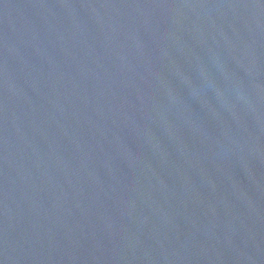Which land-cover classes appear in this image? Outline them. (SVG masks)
<instances>
[{
    "label": "water",
    "instance_id": "water-1",
    "mask_svg": "<svg viewBox=\"0 0 264 264\" xmlns=\"http://www.w3.org/2000/svg\"><path fill=\"white\" fill-rule=\"evenodd\" d=\"M0 264H264V0H0Z\"/></svg>",
    "mask_w": 264,
    "mask_h": 264
}]
</instances>
